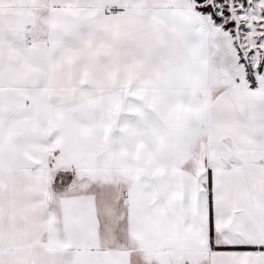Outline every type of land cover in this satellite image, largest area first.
<instances>
[{"label": "snow or ice", "instance_id": "1", "mask_svg": "<svg viewBox=\"0 0 264 264\" xmlns=\"http://www.w3.org/2000/svg\"><path fill=\"white\" fill-rule=\"evenodd\" d=\"M0 264H264V0H0Z\"/></svg>", "mask_w": 264, "mask_h": 264}]
</instances>
